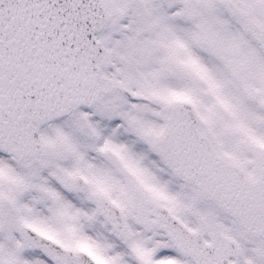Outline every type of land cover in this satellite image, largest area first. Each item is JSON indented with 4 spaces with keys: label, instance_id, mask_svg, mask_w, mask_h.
<instances>
[{
    "label": "snow or ice",
    "instance_id": "obj_1",
    "mask_svg": "<svg viewBox=\"0 0 264 264\" xmlns=\"http://www.w3.org/2000/svg\"><path fill=\"white\" fill-rule=\"evenodd\" d=\"M0 264H264V0H0Z\"/></svg>",
    "mask_w": 264,
    "mask_h": 264
}]
</instances>
